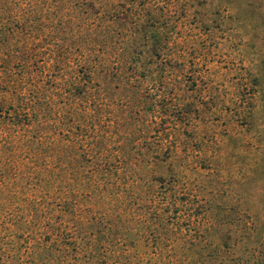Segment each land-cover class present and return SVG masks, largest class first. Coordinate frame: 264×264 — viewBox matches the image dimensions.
Masks as SVG:
<instances>
[{"label": "trees", "instance_id": "trees-1", "mask_svg": "<svg viewBox=\"0 0 264 264\" xmlns=\"http://www.w3.org/2000/svg\"><path fill=\"white\" fill-rule=\"evenodd\" d=\"M152 3L0 0V264H264V210L238 208L232 235L207 192ZM254 97L232 102L249 126Z\"/></svg>", "mask_w": 264, "mask_h": 264}, {"label": "rangeland", "instance_id": "rangeland-1", "mask_svg": "<svg viewBox=\"0 0 264 264\" xmlns=\"http://www.w3.org/2000/svg\"><path fill=\"white\" fill-rule=\"evenodd\" d=\"M152 4L153 13L167 19L161 31L170 37L169 54L184 65L189 98L199 108L193 112L198 134L215 169L214 174L203 171L208 176L207 192L213 191L215 202L226 208L219 218L236 235L238 208L264 210V151L263 168L256 172L252 145L264 144V0H153ZM178 85L175 82L174 93ZM240 94L255 95L250 101L254 125L249 126L232 106ZM259 238L254 236L255 242Z\"/></svg>", "mask_w": 264, "mask_h": 264}]
</instances>
